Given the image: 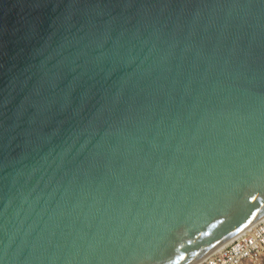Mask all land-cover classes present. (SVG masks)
Wrapping results in <instances>:
<instances>
[{"label": "water", "instance_id": "obj_1", "mask_svg": "<svg viewBox=\"0 0 264 264\" xmlns=\"http://www.w3.org/2000/svg\"><path fill=\"white\" fill-rule=\"evenodd\" d=\"M263 218L264 0H0V264H198Z\"/></svg>", "mask_w": 264, "mask_h": 264}, {"label": "built area", "instance_id": "obj_2", "mask_svg": "<svg viewBox=\"0 0 264 264\" xmlns=\"http://www.w3.org/2000/svg\"><path fill=\"white\" fill-rule=\"evenodd\" d=\"M264 261V218L198 264H245Z\"/></svg>", "mask_w": 264, "mask_h": 264}, {"label": "snow or ice", "instance_id": "obj_3", "mask_svg": "<svg viewBox=\"0 0 264 264\" xmlns=\"http://www.w3.org/2000/svg\"><path fill=\"white\" fill-rule=\"evenodd\" d=\"M185 258L186 254L184 252H181L180 255H178L174 260L171 261V264H180V262L183 261Z\"/></svg>", "mask_w": 264, "mask_h": 264}, {"label": "rangeland", "instance_id": "obj_4", "mask_svg": "<svg viewBox=\"0 0 264 264\" xmlns=\"http://www.w3.org/2000/svg\"><path fill=\"white\" fill-rule=\"evenodd\" d=\"M245 264H264V261H260V262H249V263H245Z\"/></svg>", "mask_w": 264, "mask_h": 264}, {"label": "bare ground", "instance_id": "obj_5", "mask_svg": "<svg viewBox=\"0 0 264 264\" xmlns=\"http://www.w3.org/2000/svg\"><path fill=\"white\" fill-rule=\"evenodd\" d=\"M200 263V262H199Z\"/></svg>", "mask_w": 264, "mask_h": 264}]
</instances>
